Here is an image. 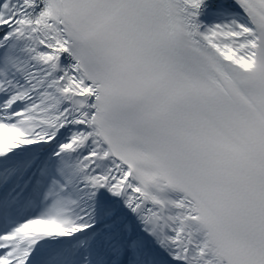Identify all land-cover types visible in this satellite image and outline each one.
Instances as JSON below:
<instances>
[{
    "label": "snow or ice",
    "instance_id": "obj_1",
    "mask_svg": "<svg viewBox=\"0 0 264 264\" xmlns=\"http://www.w3.org/2000/svg\"><path fill=\"white\" fill-rule=\"evenodd\" d=\"M0 264H264V0H0Z\"/></svg>",
    "mask_w": 264,
    "mask_h": 264
}]
</instances>
